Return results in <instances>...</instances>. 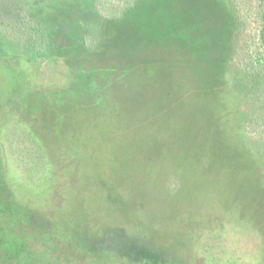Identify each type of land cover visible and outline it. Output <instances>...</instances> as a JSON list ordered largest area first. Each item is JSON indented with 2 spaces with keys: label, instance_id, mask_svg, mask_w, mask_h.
I'll return each instance as SVG.
<instances>
[{
  "label": "rangeland",
  "instance_id": "374dc122",
  "mask_svg": "<svg viewBox=\"0 0 264 264\" xmlns=\"http://www.w3.org/2000/svg\"><path fill=\"white\" fill-rule=\"evenodd\" d=\"M192 3L167 40L89 0H0L7 178L76 253L78 237L138 232L166 264H264V140L240 127L228 71L235 46L262 55L261 26L247 47L224 0Z\"/></svg>",
  "mask_w": 264,
  "mask_h": 264
},
{
  "label": "flooded vegetation",
  "instance_id": "af4514ba",
  "mask_svg": "<svg viewBox=\"0 0 264 264\" xmlns=\"http://www.w3.org/2000/svg\"><path fill=\"white\" fill-rule=\"evenodd\" d=\"M2 148L0 143V264H166L165 251L138 232L114 233L120 241L115 247L106 234L78 237L76 253L57 237L51 220L38 218L15 198Z\"/></svg>",
  "mask_w": 264,
  "mask_h": 264
},
{
  "label": "trees",
  "instance_id": "16d2710c",
  "mask_svg": "<svg viewBox=\"0 0 264 264\" xmlns=\"http://www.w3.org/2000/svg\"><path fill=\"white\" fill-rule=\"evenodd\" d=\"M227 7L230 8L232 20L234 23V32H238L240 41H246L247 47L249 42H255L254 36L246 39L245 33L251 23L261 26V42L264 47V17L260 14L257 7L258 2L262 0H224ZM91 8L104 18L119 19L122 21L131 20L134 23L153 22L158 27L159 34L164 39H173L175 32L183 33L191 23L192 0H89ZM16 19L23 20L18 29L24 28L26 32L33 34V25L26 18L24 13L19 14ZM15 15H13L14 17ZM24 17V18H22ZM14 19L11 22V27ZM35 26V25H34ZM165 34L172 35L170 38ZM169 38V39H168ZM239 41H237L238 43ZM235 46V44H234ZM228 65L230 73L229 80L236 93L238 105L243 111V118L240 124L242 130L253 135L258 140H264V108L258 107L259 92L257 89L258 82L254 79V73L259 75L264 71V51L253 59L247 60L235 50ZM263 108V109H262ZM263 121V122H262ZM166 263V259H164Z\"/></svg>",
  "mask_w": 264,
  "mask_h": 264
}]
</instances>
